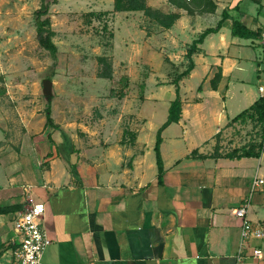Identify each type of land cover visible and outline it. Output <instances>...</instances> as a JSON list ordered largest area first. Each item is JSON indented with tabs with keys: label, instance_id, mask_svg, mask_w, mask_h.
Masks as SVG:
<instances>
[{
	"label": "crops",
	"instance_id": "0c3cea01",
	"mask_svg": "<svg viewBox=\"0 0 264 264\" xmlns=\"http://www.w3.org/2000/svg\"><path fill=\"white\" fill-rule=\"evenodd\" d=\"M215 2V12L206 13L167 6L181 14L164 28L171 45L216 28L224 11L228 18L199 44L194 69L180 81L181 119L162 131L163 183L155 147L177 97L175 84L161 86V97L124 102L122 112L99 120L101 133L81 135L57 129V122L54 131L45 130L46 118L44 130H35L23 105L24 129L11 130L17 118L9 105L12 86H0V264L11 263L21 240L18 213L37 202L46 205L43 226L52 239L42 264H264V238L242 247L243 220L233 214L254 177H264V150L259 157L228 156L259 146L263 135L225 148L236 127L253 121L234 118L262 96L257 57L264 0ZM235 20L253 35H234ZM170 56L177 62L176 53ZM247 217L264 228L263 192L254 194ZM255 247L262 257L253 255Z\"/></svg>",
	"mask_w": 264,
	"mask_h": 264
},
{
	"label": "rangeland",
	"instance_id": "374dc122",
	"mask_svg": "<svg viewBox=\"0 0 264 264\" xmlns=\"http://www.w3.org/2000/svg\"><path fill=\"white\" fill-rule=\"evenodd\" d=\"M147 3L166 14L178 13L167 7L172 5L169 0ZM43 4L49 6L42 20H51L55 54L38 38ZM165 29L143 11H117L115 0H0V86H12L9 105L17 113L11 130L24 129L23 105L40 132L50 110L54 125L47 124L45 130H53L57 122L56 128L67 127L78 135L85 129L101 133L99 120L122 112L124 102L161 97L160 87L164 90L190 65L187 52L198 39L181 38L171 45ZM173 53L177 62L171 59ZM105 72L112 77H102ZM45 80L51 81L49 88ZM262 135L263 126L250 121L236 127L225 148L232 150L236 140L244 145Z\"/></svg>",
	"mask_w": 264,
	"mask_h": 264
},
{
	"label": "trees",
	"instance_id": "16d2710c",
	"mask_svg": "<svg viewBox=\"0 0 264 264\" xmlns=\"http://www.w3.org/2000/svg\"><path fill=\"white\" fill-rule=\"evenodd\" d=\"M169 2L179 9L187 10L190 14H194L196 12H215V10L217 9V4L215 0H169ZM48 7L49 6L46 7L45 4H43V9L38 11V38L40 44L44 48L48 49L53 54H55L57 52V46L53 40L55 31L52 29L51 20L49 18L42 20V16L48 14ZM115 9L117 11H143L148 17L158 22L162 27L166 29L171 28L181 16L180 13L166 14L162 11L155 10L148 5L147 0H115ZM227 18V13L226 11H224L223 19L219 22L218 26L216 28H208L199 36L198 39L193 42L187 52V58L189 59L190 65L185 71L179 74V76L173 82V84H175L177 87V97L171 103L168 120L158 132L157 143L155 147V151L157 154V163L159 167L158 179L160 183H163L165 172L163 158L161 154V143L163 141L162 131L172 123H178L182 116L180 81L184 77L188 76L194 69L195 62L193 60V55L198 52L199 44L203 43L205 38L209 34L218 32L221 29L224 20ZM233 34L244 38H249L253 35V33L249 31V29H247L246 26H244L240 20H235L233 26ZM101 76L105 78H111L112 73L105 72ZM219 78L220 76H217V80ZM246 118H251L253 121H257L258 123H261L263 125V141L259 144V146H256L255 144H249V146H244L241 149H236L233 152L229 153V157H259L262 151L264 150V96H261V98L254 105L239 114L236 118H234L233 121L246 120ZM47 124L54 125V120L52 118L50 110H48L47 112ZM193 155H198V151L195 150L193 152Z\"/></svg>",
	"mask_w": 264,
	"mask_h": 264
},
{
	"label": "built area",
	"instance_id": "2783aa9c",
	"mask_svg": "<svg viewBox=\"0 0 264 264\" xmlns=\"http://www.w3.org/2000/svg\"><path fill=\"white\" fill-rule=\"evenodd\" d=\"M258 44L260 53L257 61L264 72V30L260 32ZM259 90L264 96V82L259 86ZM264 193V177L255 176L251 190L241 207L233 209V214L242 218V242L244 247L250 239L264 238V228L261 224L253 223L248 217V211L252 204L255 193ZM46 213V205L43 202L32 204L26 211L18 213L15 219V229L19 233L21 240L13 251V258L10 264H42L45 251L51 245L47 230L43 226V218ZM255 257H262L263 251L259 247L253 250Z\"/></svg>",
	"mask_w": 264,
	"mask_h": 264
},
{
	"label": "water",
	"instance_id": "95a60500",
	"mask_svg": "<svg viewBox=\"0 0 264 264\" xmlns=\"http://www.w3.org/2000/svg\"><path fill=\"white\" fill-rule=\"evenodd\" d=\"M50 83H51L50 80H45L44 81V84H45L46 88H49Z\"/></svg>",
	"mask_w": 264,
	"mask_h": 264
}]
</instances>
